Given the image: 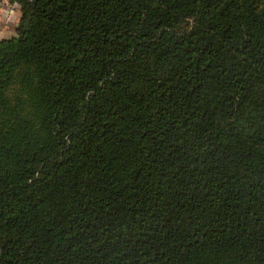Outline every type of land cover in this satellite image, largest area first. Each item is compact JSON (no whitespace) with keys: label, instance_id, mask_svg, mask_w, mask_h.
I'll return each instance as SVG.
<instances>
[{"label":"trees","instance_id":"16d2710c","mask_svg":"<svg viewBox=\"0 0 264 264\" xmlns=\"http://www.w3.org/2000/svg\"><path fill=\"white\" fill-rule=\"evenodd\" d=\"M10 2L0 264H264V0Z\"/></svg>","mask_w":264,"mask_h":264},{"label":"crops","instance_id":"0c3cea01","mask_svg":"<svg viewBox=\"0 0 264 264\" xmlns=\"http://www.w3.org/2000/svg\"><path fill=\"white\" fill-rule=\"evenodd\" d=\"M5 6L6 10H9V15L6 14V17H9V20L12 21V25L9 23H5V15L2 13V9L0 8V39L11 38L15 36L17 26L19 24V20L21 17L20 8L17 3H11L10 0H1L0 7Z\"/></svg>","mask_w":264,"mask_h":264},{"label":"rangeland","instance_id":"374dc122","mask_svg":"<svg viewBox=\"0 0 264 264\" xmlns=\"http://www.w3.org/2000/svg\"><path fill=\"white\" fill-rule=\"evenodd\" d=\"M4 7H5V6H2V7H0V8L4 10V11H2V13H4V15H5V17H6V16H7L6 14L9 15V10H6V9H5L6 7H5V8H4ZM10 21H11V20H10ZM19 23H20V20H19ZM9 24L12 25V24H13L12 21H11Z\"/></svg>","mask_w":264,"mask_h":264},{"label":"built area","instance_id":"2783aa9c","mask_svg":"<svg viewBox=\"0 0 264 264\" xmlns=\"http://www.w3.org/2000/svg\"><path fill=\"white\" fill-rule=\"evenodd\" d=\"M3 10V9H2ZM4 11V10H3ZM9 17H5V23L7 24V23H9Z\"/></svg>","mask_w":264,"mask_h":264}]
</instances>
